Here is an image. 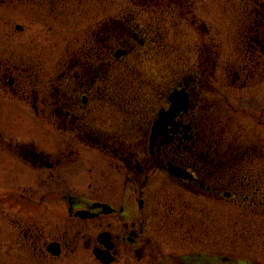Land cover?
<instances>
[{"label": "flooded vegetation", "instance_id": "af4514ba", "mask_svg": "<svg viewBox=\"0 0 264 264\" xmlns=\"http://www.w3.org/2000/svg\"><path fill=\"white\" fill-rule=\"evenodd\" d=\"M225 3L0 0V216L18 251L264 264V0ZM219 4L226 46L205 23Z\"/></svg>", "mask_w": 264, "mask_h": 264}, {"label": "rangeland", "instance_id": "374dc122", "mask_svg": "<svg viewBox=\"0 0 264 264\" xmlns=\"http://www.w3.org/2000/svg\"><path fill=\"white\" fill-rule=\"evenodd\" d=\"M221 3H225V0H221ZM211 21L218 23L216 27L218 28L217 31L220 33V41L221 44L225 45V38L228 36L226 28L229 21H231L228 11H225L219 4L218 12L215 13L214 18L205 17V23ZM221 51H223V53L220 58V69L224 66V60L227 58V55H229V50H227L226 47L222 46ZM166 65L167 63L165 64L163 60L151 63V66H153L151 70L153 71L156 83H162L165 76V69L169 68V65ZM173 67H175L174 63L171 65V68ZM225 85L224 91L228 93L227 96L230 101L239 96L237 93L235 95L234 92L227 87L228 83ZM56 210L58 213L63 214L64 212L63 207L59 204L56 206ZM58 218H60V216H58ZM13 229V224L11 225L10 222L7 223L6 219L0 216V264H99L90 253L84 250H79L74 254L64 252L58 258L54 259H34L29 252L17 250L18 238L13 234Z\"/></svg>", "mask_w": 264, "mask_h": 264}, {"label": "water", "instance_id": "95a60500", "mask_svg": "<svg viewBox=\"0 0 264 264\" xmlns=\"http://www.w3.org/2000/svg\"><path fill=\"white\" fill-rule=\"evenodd\" d=\"M165 121L164 120V117H162L155 125L154 127V133L152 135V139H154L157 134H159L162 130V127L164 126L165 124ZM153 142V141H151ZM50 252L54 255H58L59 252L58 250L53 246L50 248ZM95 256L103 263L105 264H109L110 262H112V258L109 256L108 252H102V251H95Z\"/></svg>", "mask_w": 264, "mask_h": 264}]
</instances>
